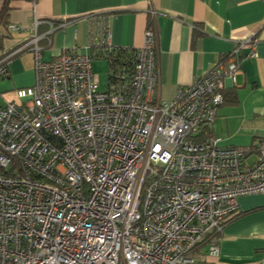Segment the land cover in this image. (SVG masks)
Masks as SVG:
<instances>
[{"label": "built area", "instance_id": "obj_1", "mask_svg": "<svg viewBox=\"0 0 264 264\" xmlns=\"http://www.w3.org/2000/svg\"><path fill=\"white\" fill-rule=\"evenodd\" d=\"M36 26L34 83L0 105V264H216L237 199L264 193V138L220 147L209 130L257 39L162 101L152 24L106 90L89 52L43 60ZM88 30L108 46L106 16ZM23 48L0 58V79Z\"/></svg>", "mask_w": 264, "mask_h": 264}, {"label": "crops", "instance_id": "obj_2", "mask_svg": "<svg viewBox=\"0 0 264 264\" xmlns=\"http://www.w3.org/2000/svg\"><path fill=\"white\" fill-rule=\"evenodd\" d=\"M9 6L3 52L28 44L36 23L40 38L59 24L49 44L43 43L45 61L68 50L90 53L88 29L101 16L108 18L111 48L138 49L152 24L162 101L174 99L180 88L226 60L240 42L255 37V57L240 63L234 85L224 83V95L232 90L237 100L218 107L209 130L220 147L252 146L264 138V0H10ZM12 24L19 28L9 29ZM238 51L239 56L247 54L246 49ZM96 60L105 59L92 61L93 72L103 66L94 64ZM7 70L8 76L0 79V105L15 99V89L33 85L30 48L15 54ZM237 202L243 214L223 229L216 264H248L264 258V193L242 196Z\"/></svg>", "mask_w": 264, "mask_h": 264}, {"label": "trees", "instance_id": "obj_3", "mask_svg": "<svg viewBox=\"0 0 264 264\" xmlns=\"http://www.w3.org/2000/svg\"><path fill=\"white\" fill-rule=\"evenodd\" d=\"M10 0H2V6L0 9V52L4 50V40L8 37L7 26L9 24L8 16L10 13ZM59 25V24H58ZM57 26V24H55ZM49 30V29H48ZM51 32L45 33L42 38L39 40V45L44 48L43 43L49 44ZM48 42V43H47ZM5 52L0 54V58L3 56ZM90 53L92 59H105L108 62V79L110 78V73L117 69H124L127 72H132L134 60H135V50H129L124 48H111L106 45H101L98 47H90ZM17 54V53H16ZM237 100L235 93L230 90L225 93L224 95V102L223 103H235ZM204 129H208L207 126ZM243 213L239 210L234 213L228 220H226L223 225L222 229L216 233V241H220L222 231L226 227L227 224L232 222L233 220L237 219Z\"/></svg>", "mask_w": 264, "mask_h": 264}, {"label": "rangeland", "instance_id": "obj_4", "mask_svg": "<svg viewBox=\"0 0 264 264\" xmlns=\"http://www.w3.org/2000/svg\"><path fill=\"white\" fill-rule=\"evenodd\" d=\"M95 63H101V64L103 63V66H102L103 68L99 67V69H97L96 67H94V75L99 84V89L106 90L108 87V77H107L108 64L105 60H96L94 61V64Z\"/></svg>", "mask_w": 264, "mask_h": 264}]
</instances>
